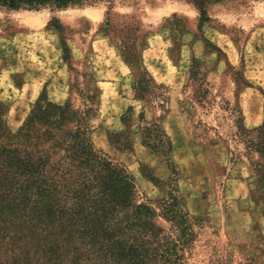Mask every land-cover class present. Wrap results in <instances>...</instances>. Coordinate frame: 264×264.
Returning <instances> with one entry per match:
<instances>
[{
    "label": "rangeland",
    "instance_id": "obj_1",
    "mask_svg": "<svg viewBox=\"0 0 264 264\" xmlns=\"http://www.w3.org/2000/svg\"><path fill=\"white\" fill-rule=\"evenodd\" d=\"M205 8V22L192 0L0 8V105L11 138L42 95L85 117L166 232L159 205L181 198L185 264H264V0Z\"/></svg>",
    "mask_w": 264,
    "mask_h": 264
},
{
    "label": "trees",
    "instance_id": "obj_2",
    "mask_svg": "<svg viewBox=\"0 0 264 264\" xmlns=\"http://www.w3.org/2000/svg\"><path fill=\"white\" fill-rule=\"evenodd\" d=\"M98 1L0 0V8L40 12ZM192 1L205 22V7L227 0ZM5 116L0 105V264H185L194 232L182 199L159 205L172 225L166 232L131 174L95 148L85 117L42 95L11 138ZM146 133L168 140L156 123Z\"/></svg>",
    "mask_w": 264,
    "mask_h": 264
}]
</instances>
